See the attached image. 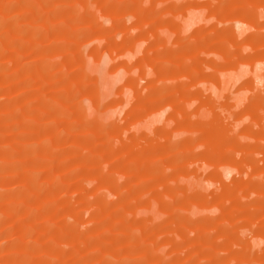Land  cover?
I'll return each instance as SVG.
<instances>
[{"label": "rangeland", "instance_id": "374dc122", "mask_svg": "<svg viewBox=\"0 0 264 264\" xmlns=\"http://www.w3.org/2000/svg\"><path fill=\"white\" fill-rule=\"evenodd\" d=\"M0 154V264H264V0H0Z\"/></svg>", "mask_w": 264, "mask_h": 264}, {"label": "bare ground", "instance_id": "6f19581e", "mask_svg": "<svg viewBox=\"0 0 264 264\" xmlns=\"http://www.w3.org/2000/svg\"><path fill=\"white\" fill-rule=\"evenodd\" d=\"M4 152H5V150H3V154H4ZM6 154H7V152H6ZM0 155H1V154H0ZM4 156H5V155H4ZM19 191H20V190H19ZM2 192L4 193V191H2ZM5 192H6V191H5ZM6 193H8V192H6ZM10 194H11V193H9L8 196H10ZM17 195H19V194H17ZM2 197H3V196H2ZM10 201L12 202V200H10ZM10 201H9V202H10ZM9 202H8V204H9ZM10 204H11V203H10ZM3 206H4V205H3ZM6 206H7V205H6ZM10 207H11V206H10ZM9 209H10V208H9ZM11 209H12V208H11ZM26 241H27V240H26ZM27 244H28V243H27Z\"/></svg>", "mask_w": 264, "mask_h": 264}]
</instances>
